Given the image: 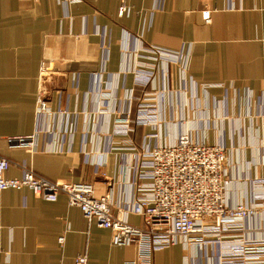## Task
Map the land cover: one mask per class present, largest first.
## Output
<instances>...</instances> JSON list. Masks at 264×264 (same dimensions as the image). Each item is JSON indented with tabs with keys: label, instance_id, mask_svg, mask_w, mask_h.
Wrapping results in <instances>:
<instances>
[{
	"label": "crops",
	"instance_id": "obj_1",
	"mask_svg": "<svg viewBox=\"0 0 264 264\" xmlns=\"http://www.w3.org/2000/svg\"><path fill=\"white\" fill-rule=\"evenodd\" d=\"M123 3L130 9L120 16ZM151 44L183 51L197 84L196 99L188 93L167 103L166 118L187 119L194 138L227 146V200L252 202L254 184L264 179L257 129L264 105V0H0V157L11 162L7 176L19 177L27 167L53 181L93 182L97 195L112 194L115 213L130 207L135 183L148 181L137 176L148 158L134 154L182 132L172 123L155 140L150 126L128 133L115 127L118 111L130 109L135 120L149 91L133 70L142 60L137 53ZM170 70L178 90V68ZM42 72L53 84L48 114L37 110ZM188 103L195 109L183 107ZM34 133L37 151L9 144L8 137ZM261 211L243 232H262ZM128 220L143 225L137 215ZM111 238V230L89 223L65 194L46 201L28 188L0 191V264L136 258L135 246H115ZM218 250L178 244L157 251L154 264H219Z\"/></svg>",
	"mask_w": 264,
	"mask_h": 264
},
{
	"label": "built area",
	"instance_id": "obj_2",
	"mask_svg": "<svg viewBox=\"0 0 264 264\" xmlns=\"http://www.w3.org/2000/svg\"><path fill=\"white\" fill-rule=\"evenodd\" d=\"M129 9L125 3L121 4L119 15L127 14ZM208 17L204 13V18ZM137 55L142 60L133 73L140 78L139 85L149 88V91L144 92L139 100L134 121L157 127L159 133L156 136H159L166 127L163 122L167 126L172 123L180 126L184 120L179 119L181 121L176 123L165 116V109L173 98L182 99L188 94L184 52L149 45L143 46ZM171 65L179 68L178 90L171 84ZM190 92L191 98H196L197 89L193 80ZM38 110L40 114L49 113L42 94L38 99ZM121 112L114 119L115 127L125 130V133L133 131L131 110ZM58 113L64 118L67 115L64 109H59ZM261 116L264 120V111ZM8 141L11 147L39 149L36 133L11 136ZM137 155L134 154L135 157ZM146 155H141L148 161L142 163L144 169L139 170L137 176L148 181L135 183L132 205L119 214L113 210L112 194L97 195L91 182L52 181L27 167L21 177H9L7 171L11 162L4 157H0V191L29 188L46 201H56L61 193L65 194L69 205L80 208L89 223L96 222L98 226L111 230L113 245L135 246L136 258L128 264H153L155 251L181 241L200 246L219 241L223 245H220L219 264H264L261 258L264 250L254 248L249 238L242 240L232 236L237 225L245 227L246 221L256 212L254 207L263 205L262 180L254 184L255 194L251 205L242 202L230 204L227 190L231 180L225 177V146L192 142L181 135L178 142L158 144ZM129 214L141 217L143 226L131 224ZM252 251L257 253L252 254ZM74 264H88V257L79 255Z\"/></svg>",
	"mask_w": 264,
	"mask_h": 264
},
{
	"label": "rangeland",
	"instance_id": "obj_3",
	"mask_svg": "<svg viewBox=\"0 0 264 264\" xmlns=\"http://www.w3.org/2000/svg\"><path fill=\"white\" fill-rule=\"evenodd\" d=\"M72 2H79L80 0H71ZM151 45H155V44H151ZM147 46H149V45H145V47H147ZM161 47H164V46H161ZM164 48H167V47H164ZM167 49H171V48H167ZM172 50H174V49H172ZM174 66V65H173ZM48 67V66H47ZM171 68V67H170ZM170 68H169V73H170V76H171V70H170ZM178 71H179V68H178ZM185 75H186V78L188 79V82L187 83H190V91H191V76L188 74V68L186 67L185 68ZM44 76V80H43V87L39 90V94H38V99H39V96L42 94V96H43V98L45 99V102H46V105L48 106V101H47V99L49 98V96H50V92H51V89L52 88H50V87H52L53 86V84H52V80H48L47 79V77H48V75H45L44 74V72H42V77ZM179 79V78H178ZM179 81V80H178ZM194 81V80H193ZM169 82H170V78H169ZM195 82V81H194ZM172 84V83H171ZM195 84H196V82H195ZM178 89H180V83H179V88ZM186 89H187V91H189V88H187V86H186ZM196 89H197V84H196ZM188 93H190V97L189 98H191V92H188ZM197 95V94H196ZM197 97V96H196ZM38 99H37V110H38ZM142 99V98H141ZM192 99V98H191ZM193 99H196V98H193ZM185 100V99H184ZM190 100V99H189ZM186 103V102H185ZM189 106H192L194 109H195V107H196V105H189V103L188 104H183V107L184 108H188ZM262 107V109H261V111L258 113V116L257 117H259L260 119H259V123H258V130H259V135H260V137H261V139H260V142H259V146H258V151L260 152V158H261V164H262V162H263V159H264V138H263V136H264V120L262 119V114H263V109H264V105H262L261 106ZM49 108V107H48ZM138 108V107H137ZM59 109H63V108H59ZM58 109V110H59ZM202 109H204L203 107H202ZM205 109H206V115L208 116V114H207V111L208 110H210L207 106L205 107ZM38 112H39V110H38ZM118 114H121L122 112L121 111H118L117 112ZM40 114V113H39ZM131 115H132V111H131ZM198 115H201V113L200 114H198ZM135 116H137V112H136V114H135ZM183 117V116H182ZM179 121H181V120H176V122H179ZM196 121V120H195ZM206 121V123L204 122V124L206 125V126H209V125H211V122H209V120H205ZM185 124L186 123V125L184 126V125H182V124ZM179 125L180 126H178L177 128H178V130L179 129H181L182 130V132H178V134L177 135H175V139H174V141L175 142H178L179 140H180V138H181V135H184V136H186V138H188L190 141H192V142H197V143H199V142H202V143H204V144H206V145H210V146H215V145H222L220 142L219 143H214V144H209V143H205L204 141H202V140H199V138H194L193 136H192V133H191V131H190V128H191V126H190V124L188 125V120L186 119V120H183L182 122H181ZM165 124V126H166V128H167V124L165 123V122H163V125ZM150 126V127H152V129H153V132H151V134H149V136L150 135H152V138H155V140H156V138H157V133H159V131H158V129H157V127H153V126H151V125H144V124H137L136 123V121H134V120H131V127H133V130L136 128V126ZM190 127V128H189ZM189 128V129H188ZM121 130H123V129H121ZM31 135V134H30ZM167 143V142H166ZM166 143H161L162 145H164V144H166ZM157 144L155 143V144H153L152 146H150V148H149V146H146L144 149H142L141 150V152H139V153H136V154H138V155H144V156H147L146 154L148 153V152H151L154 148H155V146H156ZM224 146V145H223ZM21 148H26V147H21ZM40 148V147H39ZM131 150H136L137 148L136 147H133V149L131 148V147H129ZM27 149H29V148H27ZM150 149V150H149ZM29 150H31V149H29ZM38 150V149H37ZM37 150H35V151H37ZM149 150V151H148ZM228 150H229V148H227V146H225V156H226V165H227V158H228ZM31 151H34V150H31ZM84 153H86L87 154V152H84ZM263 165V167H264V164H262ZM34 171V170H33ZM37 173V172H36ZM39 174V173H38ZM22 175H23V173H22ZM21 175V176H22ZM39 175H41V174H39ZM21 176H19V177H21ZM42 176V175H41ZM225 177L227 178V179H229L228 177H227V173H226V175H225ZM46 178V177H45ZM50 180V179H49ZM229 180H231V179H229ZM261 180V179H260ZM53 181V180H52ZM72 182H74V181H72ZM262 184H263V189L261 190V191H263L264 192V179L262 180ZM91 183H93V182H91ZM231 183H232V180H231ZM94 184V183H93ZM230 186H231V184H230ZM29 189V188H28ZM32 191V190H31ZM33 192V191H32ZM255 193V192H254ZM34 194V193H33ZM35 195V194H34ZM36 196V195H35ZM37 197V196H36ZM253 202V201H252ZM252 202H250L249 204L248 203H244V204H248V205H251L252 204ZM243 203V202H242ZM255 204V203H254ZM262 204L263 205H260V206H255L254 207V209L256 210V212L254 213V215L253 216H256V214H258V211H261V218H262V221L264 222V202H262ZM113 210H114V208H113ZM124 210H128V208H126V209H124ZM123 210V211H124ZM121 211V210H120ZM132 224V223H131ZM144 224V223H143ZM133 225H135V224H133ZM138 226V225H137ZM143 226V225H142ZM246 228L245 227H240V226H236V231L232 234V236H233V238H242V240H245L246 238H249L250 239V241H251V244H252V246L254 247V248H256V249H259V250H264V228H263V230H262V232L261 233H259V234H255V233H253V234H251L250 232H243V230H245ZM241 232V233H240ZM179 244H183V245H185V246H191V245H193V244H185V243H183L182 241L181 242H179ZM225 244V243H224ZM178 245V244H177ZM223 246L222 244H220V242L218 241V242H215V241H213V242H209V244L208 245H203V246H209V247H213V249L214 248H217V249H219L218 251H219V253H218V255L220 254V249H221V246ZM175 246V245H174ZM193 246H200V245H198V244H195V245H193ZM225 246V245H224ZM169 247H171V246H169ZM169 247H167V248H169ZM164 249H166V248H164ZM160 250H163V249H160ZM160 250H157V251H160ZM157 251H155V253L157 252ZM154 253V254H155ZM257 253V251H252V254H256ZM154 254H153V264H154ZM262 259H263V261H264V255H263V257H261ZM260 258V259H261ZM254 259H258V258H254ZM261 259V260H262Z\"/></svg>",
	"mask_w": 264,
	"mask_h": 264
}]
</instances>
